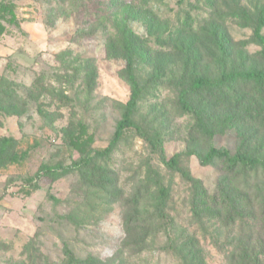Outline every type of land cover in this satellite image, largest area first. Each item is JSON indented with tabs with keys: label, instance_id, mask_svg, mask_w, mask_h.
<instances>
[{
	"label": "rangeland",
	"instance_id": "obj_1",
	"mask_svg": "<svg viewBox=\"0 0 264 264\" xmlns=\"http://www.w3.org/2000/svg\"><path fill=\"white\" fill-rule=\"evenodd\" d=\"M1 2L16 5L20 25L4 22L10 33L0 38V138L14 139L0 168V264H66L67 250L101 264H264V222L250 221L244 234L219 222L206 231L193 218L196 189L182 174L212 196L240 178L199 155L245 148L264 158V93L255 84L192 89L196 78L264 67L256 41L257 29L264 35V0ZM133 77L139 98L132 119L160 138L167 160L182 154L179 169L167 167L136 128L86 167L71 148L81 124L94 135V150L110 144ZM182 93L206 114L230 117L226 132L201 138L181 108ZM14 154L18 160L10 161ZM45 165L58 166L59 175L43 172ZM150 166L169 190L168 219L155 223L157 234L142 249L126 248L133 198L141 213L153 212L157 190L139 191Z\"/></svg>",
	"mask_w": 264,
	"mask_h": 264
},
{
	"label": "trees",
	"instance_id": "obj_2",
	"mask_svg": "<svg viewBox=\"0 0 264 264\" xmlns=\"http://www.w3.org/2000/svg\"><path fill=\"white\" fill-rule=\"evenodd\" d=\"M10 23L16 26L20 25L18 20L16 5L13 2L0 3V38L10 33L7 26L4 24ZM264 26V12L260 18V27ZM256 41L263 47L264 58V35L260 33V29L256 30ZM133 95L127 103L126 111L123 118L118 122L114 137L110 144L104 149L94 150L95 137L89 134L88 127L84 124L80 125L78 133L70 139V146L77 151L82 157L83 166L91 165L93 160L109 156L116 148L120 140L124 137L126 130L136 128L141 135L151 145L152 150L159 151L163 163L171 169H179L178 164L182 154L173 156L167 160L163 150L161 149L162 141L160 138H155L147 135L132 119V113L136 108L139 98V84L133 77ZM238 82H246L255 84L257 88L264 93V67L257 70H232L223 73L218 78H196L192 84V89L195 91L206 90L222 91L228 85H233ZM180 105L182 110L192 115L196 120L195 130L197 134L206 140L213 139L218 134H224L231 122L230 117L223 119L216 118L206 114L201 109L194 107L186 93L180 96ZM14 141L11 137L0 138V168L6 163L2 157L5 156L8 147ZM199 159L204 165L219 162L225 170L228 177L232 180L240 181L237 184L230 181L228 184L220 188L216 194L209 195L207 192L200 189L196 185L194 177L189 173L182 171L183 176L187 181L193 184L196 189L193 191L192 213L193 218L199 221L206 228L208 222H219L222 227L229 229H237L239 233H246L251 229L250 221L256 223L264 222V158L255 151H249L245 148H240L236 154L232 155L228 150L211 147L205 155H199ZM18 156L14 154L10 157V161H17ZM58 166L52 167L45 165L42 170L45 173L57 176ZM42 172V171H41ZM40 176V175H39ZM234 178V179H233ZM34 178H29V184H32ZM37 184L32 185V189H38ZM155 188L157 196L153 205L152 214L141 213L139 210V196L131 201L134 204V209L131 213L124 217V232L125 237L123 245L134 248H141L142 244L149 236H156V222L163 223L168 219L165 213V208L169 202V190L164 185L161 174L153 166H150L147 173L146 186L141 188L142 191ZM138 207V208H137ZM207 231V228H206ZM213 240H218L212 232L209 234ZM175 240V239H174ZM184 240H196L195 238H184ZM66 264H101L94 258L78 259L70 250H67Z\"/></svg>",
	"mask_w": 264,
	"mask_h": 264
}]
</instances>
